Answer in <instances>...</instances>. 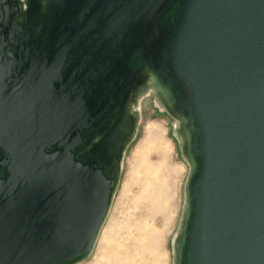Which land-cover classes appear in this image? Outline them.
<instances>
[{
  "label": "water",
  "instance_id": "obj_1",
  "mask_svg": "<svg viewBox=\"0 0 264 264\" xmlns=\"http://www.w3.org/2000/svg\"><path fill=\"white\" fill-rule=\"evenodd\" d=\"M148 80L189 164L174 264H264V0H0V264L91 255Z\"/></svg>",
  "mask_w": 264,
  "mask_h": 264
},
{
  "label": "rangeland",
  "instance_id": "obj_2",
  "mask_svg": "<svg viewBox=\"0 0 264 264\" xmlns=\"http://www.w3.org/2000/svg\"><path fill=\"white\" fill-rule=\"evenodd\" d=\"M152 85L132 96L138 121L122 150L118 186L91 255L77 264H174L189 164L178 122Z\"/></svg>",
  "mask_w": 264,
  "mask_h": 264
}]
</instances>
